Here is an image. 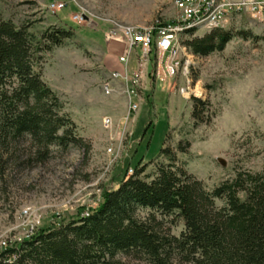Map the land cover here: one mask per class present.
Here are the masks:
<instances>
[{
  "label": "rangeland",
  "instance_id": "obj_1",
  "mask_svg": "<svg viewBox=\"0 0 264 264\" xmlns=\"http://www.w3.org/2000/svg\"><path fill=\"white\" fill-rule=\"evenodd\" d=\"M53 2H64V9L57 11ZM177 16L175 0H0V18L28 25L40 39L58 28L71 33L43 52L42 77L91 145L87 154L80 145L67 150L54 145L45 162H25L33 150L30 141L17 147L14 157L0 153V245L96 207L126 171L131 175L140 162L158 159L164 144L208 189L240 170H264V24L230 19L223 29L232 31L233 38L224 50L205 56L194 54L186 41L211 31L181 35L176 48L182 64L173 77L165 73L156 45L147 61L139 56L138 65L132 57L126 65L120 63L121 29H154ZM110 31L119 38L110 39ZM115 72L122 76L115 78ZM193 97L208 103L203 113L207 122L193 117ZM137 100L136 115L130 105ZM105 118L112 120L109 127ZM187 143L186 152L180 151L179 145ZM216 205L224 206L225 199L216 198ZM150 213L149 208L138 210L143 219ZM174 219L163 218V226L180 235L185 224L178 219L172 223ZM119 258L146 264L134 256Z\"/></svg>",
  "mask_w": 264,
  "mask_h": 264
},
{
  "label": "trees",
  "instance_id": "obj_2",
  "mask_svg": "<svg viewBox=\"0 0 264 264\" xmlns=\"http://www.w3.org/2000/svg\"><path fill=\"white\" fill-rule=\"evenodd\" d=\"M70 36L58 28L40 39L28 25L0 18L2 155L14 157L25 141L33 145L25 162L47 161L54 145L64 150L80 145L90 152L63 100L42 77L43 52ZM232 38V31L219 28L186 44L194 54L205 56L224 50ZM193 100V117L207 122L210 118L203 113L208 103ZM188 145L180 144V151L186 152ZM160 157L167 162H158ZM159 158L140 162L131 175L126 171L118 187L105 190L88 215L38 228L2 249L0 264H127L120 254L146 264H264V170H240L208 189L165 144ZM152 163L154 171L145 174ZM216 198L225 199V205L217 206ZM140 208H149L150 215L140 218ZM167 216L175 218L172 223L184 222L180 235L163 226Z\"/></svg>",
  "mask_w": 264,
  "mask_h": 264
},
{
  "label": "built area",
  "instance_id": "obj_3",
  "mask_svg": "<svg viewBox=\"0 0 264 264\" xmlns=\"http://www.w3.org/2000/svg\"><path fill=\"white\" fill-rule=\"evenodd\" d=\"M175 6L178 10L176 19L162 23L157 28L140 29L136 26H127L121 29L125 50L119 57L120 63L126 65L137 47H140L143 51L142 60L145 59L147 61L149 53L152 52V47L156 45L157 49L161 51L162 59L164 60L165 73L169 77H173L177 74L182 64L176 45L180 36L189 34L191 29L196 31L198 29H206L208 31L223 29L229 20L234 17H246L256 24H264V0H175ZM52 7L59 11L64 9L65 3L53 2ZM117 33V31H110L108 36L110 39L117 40L119 38L116 35ZM113 75L115 78L122 76L119 72H115ZM133 82L138 81L134 79ZM104 87L107 93H110V82H107ZM139 104L140 100L131 101V110L137 112ZM111 123V118H105L106 127H109ZM131 171L133 172L134 169H131ZM84 214L88 215L89 213L87 211ZM36 230L37 228L33 229L31 235ZM24 239L25 237L14 242L6 241L0 245L1 250Z\"/></svg>",
  "mask_w": 264,
  "mask_h": 264
},
{
  "label": "crops",
  "instance_id": "obj_4",
  "mask_svg": "<svg viewBox=\"0 0 264 264\" xmlns=\"http://www.w3.org/2000/svg\"><path fill=\"white\" fill-rule=\"evenodd\" d=\"M122 48V47H121ZM124 50H125V46L123 45V48L121 49V52H124ZM141 52V53H140ZM139 56H141V57H143V55H142V51H141V48L140 47H137L134 51H133V53L131 54V56H130V58L132 57L133 58V60H135V64H137L138 65V58H139ZM127 68L129 69V66H127ZM126 69V68H125ZM127 72H128V70H127ZM140 109V108H139ZM136 113V115L138 114V112H135Z\"/></svg>",
  "mask_w": 264,
  "mask_h": 264
},
{
  "label": "bare ground",
  "instance_id": "obj_5",
  "mask_svg": "<svg viewBox=\"0 0 264 264\" xmlns=\"http://www.w3.org/2000/svg\"><path fill=\"white\" fill-rule=\"evenodd\" d=\"M203 30H204V29H203ZM184 94L188 96L189 93L184 92Z\"/></svg>",
  "mask_w": 264,
  "mask_h": 264
},
{
  "label": "water",
  "instance_id": "obj_6",
  "mask_svg": "<svg viewBox=\"0 0 264 264\" xmlns=\"http://www.w3.org/2000/svg\"><path fill=\"white\" fill-rule=\"evenodd\" d=\"M87 20L89 19L88 17H85Z\"/></svg>",
  "mask_w": 264,
  "mask_h": 264
}]
</instances>
